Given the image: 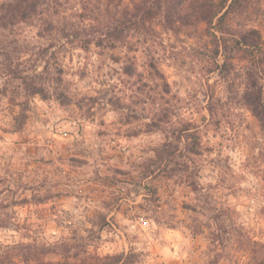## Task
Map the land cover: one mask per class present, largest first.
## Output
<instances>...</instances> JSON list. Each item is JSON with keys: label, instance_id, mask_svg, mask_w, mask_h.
Instances as JSON below:
<instances>
[{"label": "rangeland", "instance_id": "rangeland-1", "mask_svg": "<svg viewBox=\"0 0 264 264\" xmlns=\"http://www.w3.org/2000/svg\"><path fill=\"white\" fill-rule=\"evenodd\" d=\"M57 1L49 33L0 29V257L264 264V0Z\"/></svg>", "mask_w": 264, "mask_h": 264}, {"label": "trees", "instance_id": "trees-1", "mask_svg": "<svg viewBox=\"0 0 264 264\" xmlns=\"http://www.w3.org/2000/svg\"><path fill=\"white\" fill-rule=\"evenodd\" d=\"M104 1L106 2L105 10L107 12L109 11L107 10V5L109 6L117 3V0ZM226 4L227 0L221 3L219 8L213 13L215 15H210L207 17V20L217 16L226 8L225 12L217 18L218 22L222 21L228 9H231L237 4V0H232L229 5ZM57 6H60L57 0H0V29L13 28L23 22L40 20L43 24V32L49 33L54 30L52 17L57 14ZM84 9L87 10V5H85ZM147 12V9L143 11L144 16ZM139 16L140 15H134V13L128 16L125 13L122 14L121 17L118 16L114 21H111V23L107 22L102 24L99 27L101 38H106L108 42L118 41L124 31L133 28L137 22L143 21V15ZM254 33V31H248L244 35H240L237 43L246 47L254 46V41L248 39L249 35H254ZM101 38L95 43L97 46L102 45L103 39ZM84 43L89 44L91 41L87 39ZM11 61L13 62V59H11ZM10 74L14 76V72L10 71ZM260 74L261 77H258L257 80H263L264 82V76L261 71ZM17 78L22 80L25 77H20V75H18ZM25 88H28L31 94H37L38 92L37 88L32 85H28ZM241 99L244 102V105H246L252 114L258 119L261 126L264 127V84L260 85L258 81L256 82V80L252 79L251 82L246 85V90ZM5 262L6 258L0 257V264H6ZM9 262H7V264H13L12 262Z\"/></svg>", "mask_w": 264, "mask_h": 264}]
</instances>
